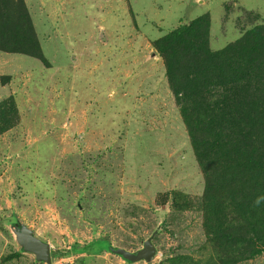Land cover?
Masks as SVG:
<instances>
[{
	"label": "rangeland",
	"instance_id": "obj_1",
	"mask_svg": "<svg viewBox=\"0 0 264 264\" xmlns=\"http://www.w3.org/2000/svg\"><path fill=\"white\" fill-rule=\"evenodd\" d=\"M26 5L46 61L0 50V102L18 109L0 133V264H48L22 249L15 225L52 246L51 264H205L216 255L199 205L205 177L154 42L209 15L221 50L264 24V0ZM152 235L150 262L109 249L137 252ZM92 244L105 249L82 251Z\"/></svg>",
	"mask_w": 264,
	"mask_h": 264
},
{
	"label": "trees",
	"instance_id": "obj_2",
	"mask_svg": "<svg viewBox=\"0 0 264 264\" xmlns=\"http://www.w3.org/2000/svg\"><path fill=\"white\" fill-rule=\"evenodd\" d=\"M209 32L203 15L154 44L205 177L199 205L216 251L205 264H235L264 254V24L221 50ZM0 50L46 61L26 0H0ZM17 116L13 98L0 102V133ZM94 245L82 251L105 249Z\"/></svg>",
	"mask_w": 264,
	"mask_h": 264
},
{
	"label": "water",
	"instance_id": "obj_3",
	"mask_svg": "<svg viewBox=\"0 0 264 264\" xmlns=\"http://www.w3.org/2000/svg\"><path fill=\"white\" fill-rule=\"evenodd\" d=\"M17 241L25 252L32 253L40 262L52 263V246L36 236L34 231L25 225H15ZM110 251L121 256L130 262L145 260L150 262L157 254V249L153 243V235L144 242L142 249L131 252L125 248H114L110 246Z\"/></svg>",
	"mask_w": 264,
	"mask_h": 264
}]
</instances>
